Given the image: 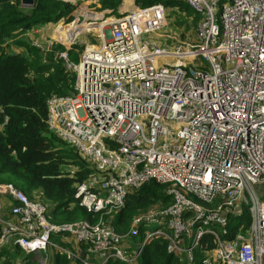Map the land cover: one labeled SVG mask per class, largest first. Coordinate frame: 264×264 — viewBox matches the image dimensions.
<instances>
[{"label": "built area", "instance_id": "built-area-1", "mask_svg": "<svg viewBox=\"0 0 264 264\" xmlns=\"http://www.w3.org/2000/svg\"><path fill=\"white\" fill-rule=\"evenodd\" d=\"M177 1L201 15L194 43L146 37L164 24L157 2L110 17L108 37L76 62L61 54L75 74L74 96L50 94L46 123L96 170L73 194L95 219L50 221L46 203L0 182V197L10 198L8 216L0 202V251L53 248L81 264H134L160 237L192 264L208 234L213 247L202 264H264V0ZM199 57L206 63L194 64ZM150 180L169 184L171 202L138 212L117 232L113 215L127 192ZM240 205L249 224L233 233ZM56 235L70 236L75 252Z\"/></svg>", "mask_w": 264, "mask_h": 264}, {"label": "trees", "instance_id": "trees-1", "mask_svg": "<svg viewBox=\"0 0 264 264\" xmlns=\"http://www.w3.org/2000/svg\"><path fill=\"white\" fill-rule=\"evenodd\" d=\"M121 1L99 0L98 3L115 13ZM135 2L145 6L161 2L165 9L166 6H176L193 15L195 21L198 19L195 11L177 0ZM126 7L127 0L121 10ZM73 10L72 4L59 0H34L33 6L27 11L20 6L19 0H0V182L12 183L30 199L46 203L47 218L53 222L71 221L68 217L73 213L87 217L82 211L85 209L78 206L73 194L78 183L96 173L79 151L58 138L46 123L47 97L52 93L65 95L72 90L75 74L73 72V75H68L59 60L49 61L50 64L47 65L41 62L37 64L30 56L9 50L8 41L16 40L40 24L57 23L63 18L65 22H70ZM83 13L86 17L99 16L97 13L90 15L85 9ZM81 25L84 26L85 23ZM81 25L70 27L69 32L73 33ZM71 52L67 54L70 55ZM50 57L53 58L52 54ZM168 186L169 184L157 185L154 180H150L138 188L130 189L122 207L112 220L116 231L128 229L134 215L151 203L159 201L161 205H168L172 200L171 195L166 192ZM35 195L39 197L34 198ZM78 207L82 209L81 212ZM8 211L9 206L5 211L7 216ZM91 217L88 213V218ZM249 219L248 209L245 208L240 216L230 217V230L235 233L240 226H243L244 230L249 224ZM52 241L71 252L76 250L77 245L68 235L53 236ZM212 247V237L203 235L199 246L193 249L192 264H202L201 259ZM15 249L17 252L14 256L8 254L9 250L4 254L0 253V264H31L32 254L16 257L22 251L17 247ZM182 256L167 252L166 240L151 237L143 245L134 264H183ZM51 264L81 263L54 249ZM107 264L125 263L111 261Z\"/></svg>", "mask_w": 264, "mask_h": 264}, {"label": "rangeland", "instance_id": "rangeland-1", "mask_svg": "<svg viewBox=\"0 0 264 264\" xmlns=\"http://www.w3.org/2000/svg\"><path fill=\"white\" fill-rule=\"evenodd\" d=\"M124 1L125 0L121 1L122 4L124 3ZM98 2L99 0H76L72 3H69L74 6V10L71 13L72 17L70 22H65L63 18L57 23H50L49 25H46V27L36 28L38 27L36 26L35 29L29 31L28 34L21 35L16 40H9L8 49L12 50V47H15L14 50L20 51L23 54L30 56V58L34 60L35 63L37 64L41 62V64L47 65L50 64L49 61L59 60L60 65H62L63 67V70L68 75H73L72 70L69 69L67 70L65 68V59L63 58V56H61V54H66L70 62H76L78 60L77 58H79L78 55H80V53L85 48L95 47L100 43L99 35H104L105 37H108L109 28L108 26L105 25L106 21L109 20L110 17H114L112 15H116V13L118 12L117 9L121 3L120 2L118 4L115 13H112V9L104 8ZM135 5L141 6V4H136V3ZM164 6L165 5L163 4V7ZM22 8L26 11L28 10V8L25 7ZM84 9L87 10L90 13V15L97 13L99 16L86 17L83 13ZM199 20H201L200 14H198V19L195 21V18L190 13L180 10L176 6H166V9L164 7V24L162 28L158 30V32H152L148 34L146 37L150 40L158 41L162 45L164 44L174 45L185 42L194 43L196 37L197 24ZM82 23H85V25L82 26L81 25ZM97 24L99 26H96ZM76 25H81V26L78 27L73 33H70L69 28L74 27ZM58 27L63 28L62 32ZM65 30L66 32L64 33ZM69 38L70 41L68 42ZM69 51L70 52L72 51L70 55L67 54ZM51 54L53 58L50 57ZM198 62L206 63L204 59L201 57H199L198 60L194 61L193 63L195 64ZM68 169L73 170L72 167H68ZM156 183L157 185L163 184L155 181V184ZM38 197L39 195L34 196V198H38ZM151 205H159L163 207L166 204L161 205L159 201L153 202L140 211L146 210ZM78 206L82 208L80 205ZM79 207L78 209L81 212L83 208L80 209ZM7 208L8 206L6 204L5 207L3 205L1 209L2 212L7 211ZM245 208L248 209L246 206L240 205L237 207V210L241 213L244 211ZM82 211H84L85 214H87V217L82 214L76 215L75 213H73L69 215L68 218H70L71 221L88 218L87 211L86 210H82ZM118 211L114 213L113 219L117 215ZM248 213H249V209H248ZM92 219H95V217H92ZM54 221L57 223L70 222V221H57V220ZM145 228L152 231L153 228L155 227L152 225H147ZM127 230L128 229L124 231H120L119 233H125ZM135 241L138 242V238ZM15 248L16 247L9 249L8 254L10 256H14L15 253L17 252ZM5 252H6L5 249H2L0 251L1 254H4ZM24 255H30V254H26L22 251L19 254H17L16 257H22V256L24 257ZM45 257H47L46 264H51L54 258V249L48 248L46 251H41L38 254L34 255L31 264H39ZM182 262L183 264L186 263L185 257L183 256H182Z\"/></svg>", "mask_w": 264, "mask_h": 264}, {"label": "crops", "instance_id": "crops-1", "mask_svg": "<svg viewBox=\"0 0 264 264\" xmlns=\"http://www.w3.org/2000/svg\"><path fill=\"white\" fill-rule=\"evenodd\" d=\"M135 0H127V7L125 8V9H122V10H119V8H121V7H123V4H122V2L120 3V5H119V7H118V12L116 13V15L118 14V13H121V12H124V11H128V10H130V9H132L134 6H136L135 5ZM112 16H115V15H112ZM50 23H46V24H40L38 27H36V28H41V27H46V25H49ZM59 28V27H58ZM57 28V29H58ZM35 29V28H34ZM34 29H32V30H34ZM56 29V30H57ZM60 29V31L62 32V30H63V28H59ZM29 31H31V30H29ZM29 31H27L26 33H24V34H22V35H26V34H28V32ZM66 32V30L64 31V33ZM14 48L15 47H12V50L11 51H16V50H14ZM16 52H20V51H16ZM2 197H3V199H2ZM1 198H0V202L5 206V204L8 206L9 205V196H2ZM8 209V208H7ZM5 212V211H4ZM11 247L8 245V246H5V247H3L2 249H5V251H8L9 249H10Z\"/></svg>", "mask_w": 264, "mask_h": 264}, {"label": "water", "instance_id": "water-1", "mask_svg": "<svg viewBox=\"0 0 264 264\" xmlns=\"http://www.w3.org/2000/svg\"><path fill=\"white\" fill-rule=\"evenodd\" d=\"M19 1H20V6H22V7H28L29 8V7H32L34 4V0H19ZM67 94L70 96H74L73 90L68 91Z\"/></svg>", "mask_w": 264, "mask_h": 264}, {"label": "bare ground", "instance_id": "bare-ground-1", "mask_svg": "<svg viewBox=\"0 0 264 264\" xmlns=\"http://www.w3.org/2000/svg\"><path fill=\"white\" fill-rule=\"evenodd\" d=\"M119 10H121V8H119ZM96 26H99L98 24ZM70 41V38L68 39V42ZM121 208V207H120Z\"/></svg>", "mask_w": 264, "mask_h": 264}]
</instances>
